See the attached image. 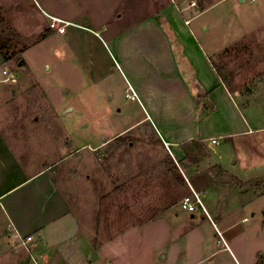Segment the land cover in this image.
<instances>
[{
  "label": "rangeland",
  "instance_id": "rangeland-1",
  "mask_svg": "<svg viewBox=\"0 0 264 264\" xmlns=\"http://www.w3.org/2000/svg\"><path fill=\"white\" fill-rule=\"evenodd\" d=\"M197 2L198 9L209 5L194 21L204 47L222 67L250 121L264 128V0ZM203 23L206 31L201 30ZM13 30L0 27V36L10 41L2 43L8 52L27 45ZM69 49L66 53L51 38L30 50L27 58L36 77L20 71L12 60L18 82L0 83L9 90L7 103L0 95V121L11 138L21 139L25 159L34 157L36 167L58 161L56 178L96 242L139 230L165 215L130 235L138 255L146 257L163 246L169 261L205 264L198 263L203 251L220 248L214 234L228 226L221 238L233 247L210 264H234V248L248 258L258 242L264 246V168L254 173L263 177L248 183L244 192L210 182L201 195L207 210L192 218L181 201L193 194L187 169L197 157L190 154L183 162L158 136L141 133L151 128L149 122L117 137L115 132L142 116L127 96L119 67L114 69L112 58L101 51L85 56L79 43ZM117 100H125L122 113ZM246 215L251 220L242 221Z\"/></svg>",
  "mask_w": 264,
  "mask_h": 264
},
{
  "label": "crops",
  "instance_id": "crops-1",
  "mask_svg": "<svg viewBox=\"0 0 264 264\" xmlns=\"http://www.w3.org/2000/svg\"><path fill=\"white\" fill-rule=\"evenodd\" d=\"M197 5V0H0V27L14 28L16 36L27 44L8 52L1 45L10 41L0 36V83H4L3 69L13 71L14 59L24 60L28 68L18 69L36 77L27 53L51 38L59 40L66 53L78 43L85 56L101 51L112 58L114 69L119 67L125 91L134 96L131 100L142 114L115 132L117 137L149 122L150 131L141 133L158 136L183 162L190 154L197 157L187 169L192 193L201 198L213 181L235 185L244 192L248 183L263 177L254 173L264 168V128L250 121L220 78L212 55L203 45V33L194 24L209 5L202 9ZM52 19L70 24L60 33L50 28ZM201 27L208 29L206 24ZM5 52L13 56L6 59ZM8 91L7 85L0 86L6 103ZM124 101L117 100L119 113ZM19 140L11 138L0 121V264L182 262L181 258L169 261L163 246L146 257L132 248L133 231L139 232L165 215L139 230L129 229L110 241L96 242L56 178L53 168L58 161L36 167L34 157L25 159ZM101 146L102 142L94 149ZM205 210L202 200L198 211ZM201 216L207 220L206 215ZM248 220L249 215L242 218ZM229 227L217 229L214 235L220 238L221 247H203L198 263L210 264L221 252L232 249L233 245L221 238ZM29 236L32 241L24 244ZM262 244L258 242L248 258L235 248L231 250L234 264H256L264 254Z\"/></svg>",
  "mask_w": 264,
  "mask_h": 264
},
{
  "label": "built area",
  "instance_id": "built-area-1",
  "mask_svg": "<svg viewBox=\"0 0 264 264\" xmlns=\"http://www.w3.org/2000/svg\"><path fill=\"white\" fill-rule=\"evenodd\" d=\"M250 1L253 2L255 0H250ZM192 5L195 6L196 3L193 2ZM69 24L70 23L67 21H62L60 19H52V21L50 22V28L60 33H64ZM3 75L4 77L1 81L4 83L18 82L17 74L8 68L3 69ZM128 96L134 98L133 95L128 94ZM213 141L215 142V140ZM201 204H202V200L199 197V195L197 193H193L192 195H187L183 198V200L181 201V208L190 213H196L198 211L199 206H201ZM29 241H32V236L27 237L26 240L24 241V244H27Z\"/></svg>",
  "mask_w": 264,
  "mask_h": 264
},
{
  "label": "trees",
  "instance_id": "trees-1",
  "mask_svg": "<svg viewBox=\"0 0 264 264\" xmlns=\"http://www.w3.org/2000/svg\"><path fill=\"white\" fill-rule=\"evenodd\" d=\"M1 48L4 49L5 48L4 45H1ZM16 54L17 53L14 52V55H16ZM4 55H5L6 59H10L13 56V55H11V57H10L7 52H5ZM214 66H215L220 78L222 79V81L226 84L228 89L232 92L233 90L230 88V85H229L227 79L223 77L222 67L216 65L215 63H214ZM262 183H264V179L262 180ZM256 264H264V254L260 257V260Z\"/></svg>",
  "mask_w": 264,
  "mask_h": 264
},
{
  "label": "water",
  "instance_id": "water-1",
  "mask_svg": "<svg viewBox=\"0 0 264 264\" xmlns=\"http://www.w3.org/2000/svg\"><path fill=\"white\" fill-rule=\"evenodd\" d=\"M241 1H243V0H241ZM18 66L21 68H25V69L28 68V66L24 60L19 61Z\"/></svg>",
  "mask_w": 264,
  "mask_h": 264
}]
</instances>
